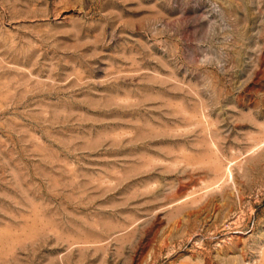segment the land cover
Here are the masks:
<instances>
[{
	"label": "rangeland",
	"instance_id": "1",
	"mask_svg": "<svg viewBox=\"0 0 264 264\" xmlns=\"http://www.w3.org/2000/svg\"><path fill=\"white\" fill-rule=\"evenodd\" d=\"M0 264H264V0H0Z\"/></svg>",
	"mask_w": 264,
	"mask_h": 264
}]
</instances>
